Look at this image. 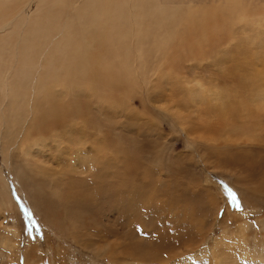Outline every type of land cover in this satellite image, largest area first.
Listing matches in <instances>:
<instances>
[{
  "label": "rangeland",
  "instance_id": "374dc122",
  "mask_svg": "<svg viewBox=\"0 0 264 264\" xmlns=\"http://www.w3.org/2000/svg\"><path fill=\"white\" fill-rule=\"evenodd\" d=\"M91 2L13 7L0 31V116L28 104L11 141L0 123V264H240L264 110L224 107L263 99L264 0Z\"/></svg>",
  "mask_w": 264,
  "mask_h": 264
},
{
  "label": "bare ground",
  "instance_id": "6f19581e",
  "mask_svg": "<svg viewBox=\"0 0 264 264\" xmlns=\"http://www.w3.org/2000/svg\"><path fill=\"white\" fill-rule=\"evenodd\" d=\"M53 2V0H27L25 3H23L22 1H18V0H0V31H2V30H4L5 28H6V26H7V24L9 23V21H8V17H7V15H8V13L9 12H11V11H14L13 9H11V8H13V7H18V9L16 10V11H14V14L13 15H11L9 18H10V20L11 21H14V23L16 24V20H18L20 17L21 18H24L25 17V11H26V9H33V8H37V9H42V7H43V4L44 3H49V2ZM91 4H93V7H94V9H96V13L94 14V15H96L98 12H99V3L97 4V3H95L94 2V0H93V3L91 2ZM89 6V5H88ZM92 9V8H91ZM38 11V10H37ZM42 11V10H41ZM40 11V13H42ZM59 11V10H58ZM11 13H13V12H11ZM36 13H38V12H36ZM48 13V12H47ZM47 13H45V14H47ZM92 13H93V11H92ZM77 14V13H76ZM42 15H44V14H42ZM98 15H99V13H98ZM22 16H24V17H22ZM38 17H40L39 16V14H38ZM44 17H46V16H44ZM48 17H49V13H48ZM187 21H186V23L187 22H190V24H195L196 23V20H195V16H194V12L192 11V12H190V13H188L187 14ZM192 17V18H191ZM45 19V18H44ZM43 19V20H44ZM50 20V19H49ZM27 21V20H26ZM94 21V20H93ZM44 24V23H43ZM42 25V21H41V24H40V26ZM93 25V27H95V28H97L96 26H95V24H92ZM204 25V24H203ZM48 28V27H47ZM41 29V28H40ZM41 31V30H40ZM42 31H43V29H42ZM39 32V31H38ZM41 33H43V32H41ZM48 36V35H47ZM46 36V37H47ZM33 37V36H32ZM22 38V37H21ZM22 40V39H21ZM166 43V42H165ZM164 45V44H163ZM166 45V44H165ZM158 47L160 48L161 46H159L158 45ZM165 47V46H164ZM169 47V46H168ZM52 51H53V49H51ZM27 51V50H26ZM50 54L52 53V52H49ZM49 56V55H48ZM48 58H50V57H48ZM51 60H52V57H51ZM24 78V77H23ZM40 83V82H39ZM12 85V84H11ZM14 85V84H13ZM12 85V86H13ZM10 86V85H9ZM11 86V87H12ZM43 89H45V87H39L38 88V90H42L43 91ZM13 90H16V89H13ZM242 90V89H241ZM11 95H12V92H11ZM14 95V94H13ZM213 95V94H212ZM25 96V95H24ZM232 96V95H231ZM246 96V95H245ZM220 97V96H219ZM233 97V96H232ZM242 97H243V95H242ZM241 97V99H239L238 98V105H235V106H233V105H230L229 104V106L227 105V107L225 106H223L224 107V110L225 111H228V113H229V110H238L239 111V113L240 114H243V115H255L256 113H259V111H258V109L259 110H264V95H263V99L261 100V101H257V102H250V100L252 99H250L248 96V98L250 99H247V98H242ZM12 98L13 97H11V100H12ZM19 98H21V96L19 97ZM31 98V97H30ZM10 99V98H9ZM218 99V98H217ZM221 99V98H220ZM53 100V99H52ZM52 100H50L49 101V99H48V101L49 102H52L53 103V105H55L54 103L55 102H53ZM232 100H233V98H232ZM232 100H231V102H232ZM18 101V100H17ZM24 101V100H23ZM28 101H30V100H28ZM36 101H37V99H36ZM35 101V102H36ZM234 101V100H233ZM19 102H21L20 103V105H15V102L14 101H12V103H11V108H12V110H11V112H10V115H9V117H5V116H7L8 114H6L5 116L4 115H1L0 116V123L2 122V121H4L5 120V123H6V130H8V139H9V141H11V139H10V137L11 136H9V135H14V133H15V131H16V127H17V125L19 124V122L21 121V119H22V117L27 113V108H26V106L28 105L27 103H26V101H24V103H22V98L20 99V101ZM32 102H34L33 100H32ZM223 103H224V101H222ZM227 102V101H226ZM29 103H31V102H29ZM45 103V102H44ZM221 103V102H220ZM233 103H235L236 104V102H233ZM9 104V103H8ZM227 104V103H226ZM58 105V104H57ZM219 105V104H218ZM49 106H51V108H53V106L52 105H49ZM55 108L57 107V106H54ZM45 108V107H44ZM58 108V107H57ZM219 108V107H218ZM217 108V109H218ZM245 108V111H246V113L245 112H243V110L242 109H244ZM7 109H8V107H7ZM10 109V108H9ZM29 109V108H28ZM44 110H46V109H43L42 110V108L40 109V111H41V114H40V118L38 119V120H36V121H34L33 122V124L34 123H36L32 128H31V130L29 131V133L26 135V131L24 132V134H23V137H22V140L20 141V143H19V146H23L24 144H25V142H26V140L28 141L29 139H30V136H32V135H34V134H41L42 132L41 131H44L43 130V128H42V125H41V123L42 122H45V114L43 113L44 112ZM49 110H51L50 109V107H49ZM10 111V110H9ZM221 111V110H220ZM219 111V112H220ZM250 113H249V112ZM2 112H3V110H2ZM5 112H6V110H5ZM51 112H52V110H51ZM234 112V111H233ZM52 113H54V112H52ZM57 113H60V115H58L57 114V116H59L58 117V119H62L63 118V116H64V114H65V111H57ZM48 115H50L49 113H47ZM56 113H54V115H55ZM231 114V113H230ZM261 114V113H260ZM44 115V116H43ZM262 116V115H261ZM50 118H51V121L53 122V124L54 125H56V123H58L55 119V117L53 116V114H51L50 115ZM227 119V118H226ZM59 121V120H58ZM232 121V120H231ZM61 122V121H60ZM247 123V122H246ZM43 124V123H42ZM60 124V123H59ZM244 124V123H243ZM251 124V123H250ZM240 125V124H239ZM52 126V125H51ZM258 128V127H257ZM259 131H260V129H259ZM45 133V132H44ZM47 133V132H46ZM243 135H245V133H242ZM5 135V134H4ZM3 135V136H4ZM42 135V134H41ZM43 136V135H42ZM248 136V135H247ZM249 137V136H248ZM251 137H252V139L253 138H255L253 135H252V133H251ZM264 143V142H263ZM258 149H259V147H258ZM257 150V149H256ZM260 152L262 153V155H264V150H260ZM262 158H263V156H262ZM263 172V171H262ZM233 174V173H232ZM264 174V173H263ZM235 175V174H234ZM263 176V175H262ZM240 177H244V176H240ZM247 179V178H246ZM263 180V178L261 177V179H260V181H262ZM248 181H250V180H248ZM264 182V181H263ZM261 183V182H260ZM262 186V185H261ZM68 191V190H67ZM60 194V193H59ZM69 199H70V197H68ZM68 198H66L65 200H69ZM73 200H75L74 198H73ZM69 202V201H68ZM70 202H71V199H70ZM79 202V201H78ZM141 221V220H140ZM260 222V221H259ZM262 226H263V229H262V233H261V235H262V239L260 238V239H256V241H255V243H254V245L252 246V247H242V246H240V251L242 252V254H240L239 255V260H238V262L240 263V264H263L262 263V259L261 258H263V260H264V220H262ZM14 230V229H13ZM11 231V230H10ZM10 231H8V232H10ZM13 232V231H12ZM11 232V233H12ZM15 232V231H14ZM8 234V233H7ZM12 234H14V233H12ZM10 235V234H9ZM15 235V234H14ZM240 235V234H239ZM16 236V235H15ZM259 236V235H258ZM241 237V236H240ZM13 240L14 239H12V238H7V241H8V243H6L8 246H13L12 244H14L13 243ZM14 249V248H13ZM19 250V249H18ZM204 251V250H203ZM12 252V251H11ZM214 252V251H213ZM217 251L215 252V256H216V258H217V260L219 261V263L221 264V259H219L220 257H219V255L220 254H218L217 255ZM198 254V253H197ZM206 255V254H205ZM198 256V255H197ZM213 256H214V253H213ZM195 257V256H194ZM252 258H256L257 259V261L255 260V261H253V259ZM198 259V258H197ZM187 261V260H186ZM253 261V262H252ZM236 263V262H235ZM134 264H137V263H134ZM186 264H189V263H186Z\"/></svg>",
  "mask_w": 264,
  "mask_h": 264
}]
</instances>
